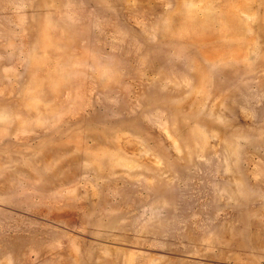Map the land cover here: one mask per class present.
Segmentation results:
<instances>
[{"label": "rangeland", "instance_id": "1", "mask_svg": "<svg viewBox=\"0 0 264 264\" xmlns=\"http://www.w3.org/2000/svg\"><path fill=\"white\" fill-rule=\"evenodd\" d=\"M0 264H264V0H0Z\"/></svg>", "mask_w": 264, "mask_h": 264}]
</instances>
